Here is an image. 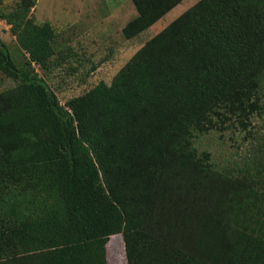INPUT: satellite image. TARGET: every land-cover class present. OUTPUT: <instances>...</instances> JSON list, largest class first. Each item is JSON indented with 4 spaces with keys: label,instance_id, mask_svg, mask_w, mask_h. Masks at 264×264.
Masks as SVG:
<instances>
[{
    "label": "trees",
    "instance_id": "trees-1",
    "mask_svg": "<svg viewBox=\"0 0 264 264\" xmlns=\"http://www.w3.org/2000/svg\"><path fill=\"white\" fill-rule=\"evenodd\" d=\"M183 1L132 0L123 37ZM36 4L0 9L24 53L0 39V264H110L116 236L127 264H264V136L229 167L197 147L264 120V0H199L64 105L36 70L61 42Z\"/></svg>",
    "mask_w": 264,
    "mask_h": 264
},
{
    "label": "rangeland",
    "instance_id": "rangeland-1",
    "mask_svg": "<svg viewBox=\"0 0 264 264\" xmlns=\"http://www.w3.org/2000/svg\"><path fill=\"white\" fill-rule=\"evenodd\" d=\"M19 0H1L0 9L11 10ZM34 18L51 22L59 34L60 47L48 71L37 72L58 96L62 105L101 82L110 84L120 69L151 38L161 32L199 0H184L137 38L126 40L123 28L137 16L132 0H36ZM11 26L0 20V39L9 47L16 63L24 53ZM60 62V64H57ZM16 85L0 72V92ZM243 130V131H242ZM250 132V133H248ZM264 136V120L257 118L249 131L236 123H226L197 141L200 152H210L217 166L241 162ZM110 264H127L121 236L112 238Z\"/></svg>",
    "mask_w": 264,
    "mask_h": 264
}]
</instances>
